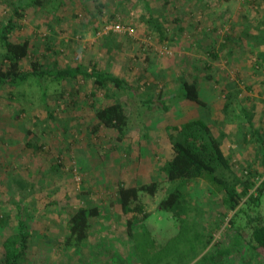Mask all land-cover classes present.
I'll use <instances>...</instances> for the list:
<instances>
[{
  "label": "rangeland",
  "instance_id": "374dc122",
  "mask_svg": "<svg viewBox=\"0 0 264 264\" xmlns=\"http://www.w3.org/2000/svg\"><path fill=\"white\" fill-rule=\"evenodd\" d=\"M19 1L0 0V24L11 19L17 26L13 37L29 41L23 71L34 60L46 67L94 65L132 89L98 88L82 77L51 84L46 100L53 118H48L42 81L0 87V264L18 247L19 217L28 238L15 264H182L183 259L197 264L202 254L230 246L234 231L228 220L234 211L224 207L222 191L205 178L167 181L162 168L171 155L169 126L201 119L220 139L237 176L252 177L250 192L263 180L264 0H43L18 9ZM144 1L163 38L147 29ZM193 79L203 105L178 96L182 81ZM159 94L172 99L167 111L156 99L140 103V97ZM117 99L131 120L123 139L104 126L91 133L95 110ZM120 181L159 184L152 196L139 192L145 216L134 219V239L126 235L116 202ZM175 185L192 201L194 230L210 236L193 259L190 250L181 256L166 254L169 247L160 251L179 231L173 214L159 206ZM93 205L100 214L90 218L88 239L65 247L68 215ZM256 211L264 218L262 198L245 216ZM242 254L248 257L231 248L223 264H245ZM219 257L215 264H222Z\"/></svg>",
  "mask_w": 264,
  "mask_h": 264
},
{
  "label": "trees",
  "instance_id": "16d2710c",
  "mask_svg": "<svg viewBox=\"0 0 264 264\" xmlns=\"http://www.w3.org/2000/svg\"><path fill=\"white\" fill-rule=\"evenodd\" d=\"M43 0H20L17 5L18 9L33 6L38 7ZM144 13L147 29L158 31L159 37L163 38L162 28L156 24L153 15L150 12L148 4L143 2ZM18 9L16 11H18ZM16 25L11 19H7L0 24V60L2 67L0 68V87H16L27 81L29 78H37L40 83V93L43 107L48 118H53L52 111L46 100L47 89L51 84L60 83L63 80H71L77 77L89 79L93 86L98 88H107L112 86L115 89L127 91L132 89L127 86L125 80L106 70L99 69L96 66H64L57 65L43 66L37 60L30 62V70L23 71L21 69V61L27 56L29 50V41L27 39L19 40L13 37ZM214 56V53L211 52ZM3 63H5L3 65ZM205 69H209L210 65L205 64ZM207 81L212 76L206 72L203 76ZM33 80V79H32ZM198 81L184 80L181 83L179 97L193 101L200 105L204 102L198 95ZM131 99V98H130ZM158 100L161 110L167 111L171 105V98H163L161 94L157 98L140 97L141 104ZM129 104V103H128ZM228 100H225L223 109L225 110ZM95 120L90 126V132L95 134L104 126L112 128L117 133V139L121 140L126 135L130 125V115L125 112L123 103L120 100H114L111 103L98 107L94 112ZM247 116V115H246ZM250 122L249 115L247 116ZM251 124V123H250ZM251 126V125H250ZM142 128L144 126L142 125ZM174 130L170 137L171 155L163 165V172L167 181L182 182L194 179L205 178L217 189L223 193V204L226 210L234 211L229 218V223L233 228V236L231 245L222 246L214 252L204 253L199 257L197 264H215L216 258L220 255L219 261L225 263V259L229 256L231 248L235 251L248 254V257L241 256V260L245 264H257L259 257L264 259V218H260L259 212L256 211L254 216H245L247 209L258 207L260 200H264V178L253 188L252 177L246 176L242 179L232 170L230 160L224 155L221 149V141L212 135L209 125L201 119L182 122L175 126H169ZM30 133V129H27ZM255 135V139L263 142L258 131L251 129ZM28 146L36 148L37 145L31 141L26 142ZM264 166V164H263ZM156 181H150L139 185H125L123 182H117L115 185L116 202L122 213L125 215V232L126 235L134 239V222L138 215L145 216L144 206L139 198V192L143 191L152 196L158 189ZM192 201L186 197L185 193L179 186L172 187L166 195L160 199V208L170 211L178 222V232L171 237L160 251H167L166 254L177 253L180 256L186 250L193 251L192 259L202 252L209 244V238L200 236L193 228L195 220L189 218V212ZM254 206V207H253ZM256 206V207H255ZM99 207L97 206H79L74 209L66 220V234L63 238L65 247H78L83 244L89 237L91 228L90 218L99 216ZM245 216V220H243ZM244 221V222H243ZM188 222H191L189 224ZM243 222V223H242ZM18 247L10 252H6L4 264H15L17 258L26 249L27 243V227L25 221L18 218ZM249 229V230H247ZM196 245H199L196 248ZM218 255V256H216ZM181 260L182 264H187Z\"/></svg>",
  "mask_w": 264,
  "mask_h": 264
}]
</instances>
